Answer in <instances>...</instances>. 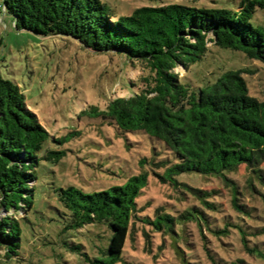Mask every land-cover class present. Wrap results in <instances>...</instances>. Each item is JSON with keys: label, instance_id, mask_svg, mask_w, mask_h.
<instances>
[{"label": "trees", "instance_id": "1", "mask_svg": "<svg viewBox=\"0 0 264 264\" xmlns=\"http://www.w3.org/2000/svg\"><path fill=\"white\" fill-rule=\"evenodd\" d=\"M2 4L17 31L69 37L93 54L140 63L150 72L145 89L111 100L103 111L89 109L93 118L108 120L122 133H143L169 156L150 164L139 160L138 174L108 190L87 193L68 186L56 191L64 231L102 226L109 232L95 255L82 252L79 245L70 247L85 264H127L123 253L127 239L133 238L134 222L167 235L182 220L199 222L205 217L195 207L174 216L161 206L152 218L140 216L144 208L138 199L150 173L161 184L182 188L210 210L214 205L207 199L216 196L214 191L192 188L177 178L191 173L217 177L231 184L232 208L248 213L238 204V189L225 174L245 166L264 189V100L250 96L242 69L226 71L196 89L182 84L175 69L200 62L209 45L264 64V26L251 24L255 10L264 11V0H240L235 10L147 7L118 19L101 0H2ZM48 137L18 85L0 78V209L6 213L0 217V247L7 259L20 249L22 225L15 216L33 209L41 159L58 163L65 156L63 151L38 156ZM148 164L153 168L145 170Z\"/></svg>", "mask_w": 264, "mask_h": 264}, {"label": "rangeland", "instance_id": "2", "mask_svg": "<svg viewBox=\"0 0 264 264\" xmlns=\"http://www.w3.org/2000/svg\"><path fill=\"white\" fill-rule=\"evenodd\" d=\"M239 1L101 0L114 19L130 16L136 9L168 5L235 10ZM251 24L264 26V11L256 9ZM237 69L245 72L250 96L264 100V64L238 51L209 45L200 62L175 72L182 84L196 89ZM149 75L143 64H124L109 54H93L72 38L17 31L0 0V78L18 85L28 109L49 134L38 156L43 158L47 151L65 154L58 163L41 159L33 209L26 216L24 212L15 216L22 225L20 249L17 256L7 259L0 247V264H85L70 247L79 245L82 252L95 255L96 248L106 243L110 235L102 226L63 230L56 191L68 186L87 193L108 190L138 174L139 160L145 158L150 164L169 156L143 133H122L108 120L93 118L89 109L103 111L111 100L140 92ZM149 164L145 170L153 168ZM225 175L234 182L238 204L248 213L232 208L231 184L217 177L191 173L177 178L192 188L214 191L216 196L207 199L214 205L210 210L182 188L161 184L150 173L138 199V206L144 208L140 216L152 218L154 209L161 206L174 216L195 207L205 217L199 222L182 220L167 235L134 222L133 238L127 239L123 253L127 264H264V189L245 166ZM5 214L0 209V217Z\"/></svg>", "mask_w": 264, "mask_h": 264}]
</instances>
